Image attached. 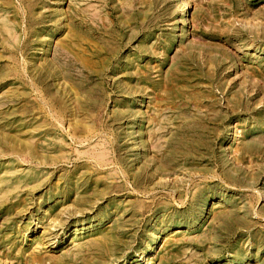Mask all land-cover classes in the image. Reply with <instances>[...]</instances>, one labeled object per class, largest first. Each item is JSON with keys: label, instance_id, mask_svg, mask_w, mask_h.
<instances>
[{"label": "rangeland", "instance_id": "374dc122", "mask_svg": "<svg viewBox=\"0 0 264 264\" xmlns=\"http://www.w3.org/2000/svg\"><path fill=\"white\" fill-rule=\"evenodd\" d=\"M0 264H264V0H0Z\"/></svg>", "mask_w": 264, "mask_h": 264}, {"label": "bare ground", "instance_id": "6f19581e", "mask_svg": "<svg viewBox=\"0 0 264 264\" xmlns=\"http://www.w3.org/2000/svg\"><path fill=\"white\" fill-rule=\"evenodd\" d=\"M185 12H186V6L183 7V11L181 12V16L185 15Z\"/></svg>", "mask_w": 264, "mask_h": 264}]
</instances>
